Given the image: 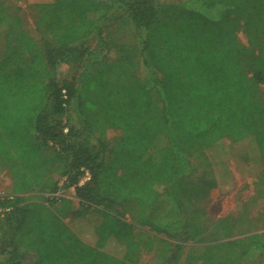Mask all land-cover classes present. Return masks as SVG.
Here are the masks:
<instances>
[{
  "label": "trees",
  "instance_id": "16d2710c",
  "mask_svg": "<svg viewBox=\"0 0 264 264\" xmlns=\"http://www.w3.org/2000/svg\"><path fill=\"white\" fill-rule=\"evenodd\" d=\"M34 7L43 38L33 68L9 75L0 62V156L4 140L3 160L14 164L2 168L17 196L0 203L12 206L0 216V255H7L0 264H137L134 224L168 240L200 236L180 205L182 183L192 154L222 139L264 180V52L237 37L243 24L264 28V0H39ZM5 11L0 6V30L9 39L14 25L3 22ZM123 16L138 39L140 74L134 49L110 57L115 44L104 22ZM30 71L33 81L25 80ZM110 130L121 135L112 147ZM82 168L91 180L79 186ZM57 171L74 189L76 212L68 199L45 197L59 189L48 178ZM32 191L41 201L25 202ZM127 204L135 205L134 223L116 212ZM52 205H59L53 214ZM91 207L103 220L82 225ZM234 257L264 264V242Z\"/></svg>",
  "mask_w": 264,
  "mask_h": 264
},
{
  "label": "rangeland",
  "instance_id": "374dc122",
  "mask_svg": "<svg viewBox=\"0 0 264 264\" xmlns=\"http://www.w3.org/2000/svg\"><path fill=\"white\" fill-rule=\"evenodd\" d=\"M39 0H0V6H6L5 14L8 16H20L25 20V26L30 28L38 41L43 34L35 29L38 20V11L34 5ZM178 1V0H173ZM104 13H100L102 16ZM107 27L105 38L113 42L110 57L113 60L121 57L123 53L135 50L139 54L138 39L131 29L126 17H117L106 20ZM240 44L246 49L253 50L256 54L264 52V28L253 24H243L237 33ZM8 40V39H6ZM5 41L1 35L0 42ZM97 38L93 37L89 43L90 48L97 44ZM123 47L126 52H122ZM1 48V47H0ZM137 72L142 71L140 56ZM259 92L264 95V85H260ZM70 123L77 126L76 118L71 115ZM17 128V127H16ZM19 129L14 136L18 141ZM118 131L110 130L107 134V142L114 146L120 138ZM4 152L0 156V195L13 193V184L10 172L2 167L10 165L11 161L3 160L7 157V143L2 140ZM51 151H49L50 153ZM192 173L183 180L180 205L184 210L191 226H196L202 232L200 236L191 237L186 234L178 240H168L165 236L156 234L148 227L135 226V235L142 248L141 256L137 264H245L246 260L238 261L237 257L249 247L252 242H264V180L258 177L259 170L250 169L247 161H239L231 143L222 139L208 149L195 151L191 156ZM61 171L48 176L52 183H58L62 179ZM64 178V177H63ZM144 176L137 172L134 180L144 183ZM166 184L156 185L155 190L159 194V201L164 198ZM61 198L70 200L71 211L78 210V201L74 198V189L63 187L59 191ZM35 191L23 194L25 202L41 201V198H30ZM46 194L45 197H48ZM65 206H68L66 204ZM59 205L48 208L49 213H54ZM116 212L127 222L134 223L136 208L134 204L116 207ZM66 223L73 215L67 212ZM103 220L99 209L91 207L84 212L82 225L97 226ZM254 237V238H251ZM2 239L0 236V243ZM118 256V249L113 247L110 251ZM7 255H0V262ZM263 264V262H261Z\"/></svg>",
  "mask_w": 264,
  "mask_h": 264
},
{
  "label": "crops",
  "instance_id": "0c3cea01",
  "mask_svg": "<svg viewBox=\"0 0 264 264\" xmlns=\"http://www.w3.org/2000/svg\"><path fill=\"white\" fill-rule=\"evenodd\" d=\"M6 9V6H2ZM12 23L14 25L13 29L8 28L7 31H11L13 37L6 40L5 29L0 30V34L5 38V41L0 42V62L5 63L3 65V73H8L9 75L15 72L18 68H28L34 66L32 63L34 60L31 58L37 54L40 45L36 40L35 34L32 33L30 28L25 26L24 18L20 16H10L7 17L3 22ZM37 28L35 29L36 32ZM37 33V32H36ZM20 38L17 40L16 38ZM23 53V54H22ZM20 56H23V61L26 62L22 65L20 61ZM7 59V60H6ZM32 59V60H31ZM22 65V66H21ZM14 74V73H13ZM11 80H15V76H12ZM27 81H33V73L28 74L25 77ZM14 82V81H12ZM13 194V193H12Z\"/></svg>",
  "mask_w": 264,
  "mask_h": 264
},
{
  "label": "built area",
  "instance_id": "2783aa9c",
  "mask_svg": "<svg viewBox=\"0 0 264 264\" xmlns=\"http://www.w3.org/2000/svg\"><path fill=\"white\" fill-rule=\"evenodd\" d=\"M91 180V174L90 171L86 168H82L81 169V178H80V182H79V186H84L85 184H87L88 182H90ZM67 179L64 177L60 180L59 184H58V191L54 194H49L48 197L51 199H56L59 200L61 199V195L59 193V191H61V189L64 187L65 183H66ZM17 196L15 194H5V195H0V203L2 202H13L15 200ZM12 210V206H6V207H0V216L4 217L7 213H9Z\"/></svg>",
  "mask_w": 264,
  "mask_h": 264
}]
</instances>
